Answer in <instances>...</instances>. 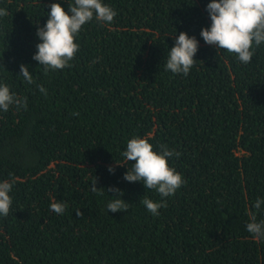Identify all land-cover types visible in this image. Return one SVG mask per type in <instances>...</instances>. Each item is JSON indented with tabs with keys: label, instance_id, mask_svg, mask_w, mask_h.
Segmentation results:
<instances>
[{
	"label": "trees",
	"instance_id": "trees-1",
	"mask_svg": "<svg viewBox=\"0 0 264 264\" xmlns=\"http://www.w3.org/2000/svg\"><path fill=\"white\" fill-rule=\"evenodd\" d=\"M53 2L74 4L0 0V83L27 98L0 110V181L16 180L0 264H264L246 229L251 213L264 220V44L244 64L205 43L210 0H102L113 21L93 17L71 66L45 72L33 55ZM181 31L199 43L187 76L166 70ZM133 136L181 153L168 163L185 183L156 216L142 200L159 194L124 179L134 161L117 163ZM111 187L127 212L106 210Z\"/></svg>",
	"mask_w": 264,
	"mask_h": 264
},
{
	"label": "clouds",
	"instance_id": "clouds-1",
	"mask_svg": "<svg viewBox=\"0 0 264 264\" xmlns=\"http://www.w3.org/2000/svg\"><path fill=\"white\" fill-rule=\"evenodd\" d=\"M206 7L211 25L201 28L200 35L205 43L236 54L244 64L250 63L255 52L254 45L258 47L264 44V0H210ZM7 14L6 9L0 8V17ZM115 16V10L102 3V0H74L67 11L60 3L53 2L45 25L37 28L36 34L40 42L36 45L37 51L33 59L44 66L45 72L70 67L69 62L79 51L76 37L82 26L93 17L110 24ZM198 47L199 43L194 36L181 31L168 52L166 70L187 76L196 61L194 57ZM20 73L27 83H34L26 65H20ZM38 87L40 92L46 94L43 86ZM12 105L17 110L21 107L26 109L27 98L16 96L7 84L0 83V110L7 112ZM159 149L154 150L149 138L133 136L127 141L126 150L121 154L124 162H117L134 161L131 169L128 168L124 173V179L129 182L142 181L145 189L155 190L159 194V201L147 196L142 200L143 205L154 216L159 215V209L167 207L164 198L174 195L185 183L182 175L168 163L169 159L179 157L181 153L163 144ZM108 170L114 172L111 166ZM15 182V178L0 181V216L7 217L10 212L12 197L9 193ZM98 189L101 188L96 187L94 177L91 190L97 192ZM108 191L114 192L117 198L107 203L106 210L127 212L129 203L120 198L122 190L111 187ZM262 203L264 201L261 199L255 201L253 207L256 211L260 210ZM66 208L65 202L55 201L50 204V209L56 214H63ZM76 215L83 213L76 210ZM246 229L253 234L255 240H264V220L257 221L256 212L250 214Z\"/></svg>",
	"mask_w": 264,
	"mask_h": 264
}]
</instances>
